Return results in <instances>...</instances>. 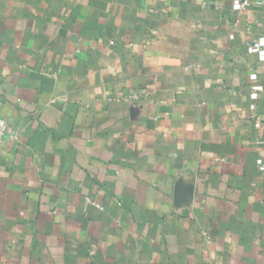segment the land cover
<instances>
[{"label":"crops","instance_id":"obj_1","mask_svg":"<svg viewBox=\"0 0 264 264\" xmlns=\"http://www.w3.org/2000/svg\"><path fill=\"white\" fill-rule=\"evenodd\" d=\"M0 115V264H264V0H0Z\"/></svg>","mask_w":264,"mask_h":264},{"label":"built area","instance_id":"obj_2","mask_svg":"<svg viewBox=\"0 0 264 264\" xmlns=\"http://www.w3.org/2000/svg\"><path fill=\"white\" fill-rule=\"evenodd\" d=\"M239 8H246V5L241 3L238 5ZM17 133L9 132V126L6 119L0 115V146L6 141H14L17 139Z\"/></svg>","mask_w":264,"mask_h":264}]
</instances>
